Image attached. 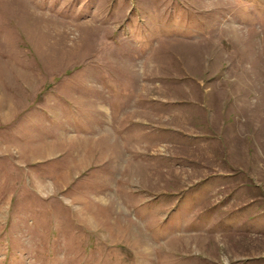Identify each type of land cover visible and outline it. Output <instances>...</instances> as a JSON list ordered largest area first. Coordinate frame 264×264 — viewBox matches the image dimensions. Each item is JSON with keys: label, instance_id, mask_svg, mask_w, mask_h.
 Wrapping results in <instances>:
<instances>
[{"label": "rangeland", "instance_id": "rangeland-1", "mask_svg": "<svg viewBox=\"0 0 264 264\" xmlns=\"http://www.w3.org/2000/svg\"><path fill=\"white\" fill-rule=\"evenodd\" d=\"M0 264H264V0H0Z\"/></svg>", "mask_w": 264, "mask_h": 264}]
</instances>
